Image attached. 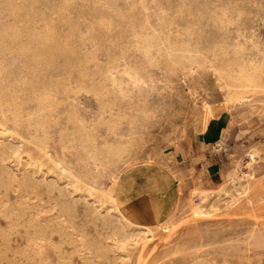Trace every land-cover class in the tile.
<instances>
[{
    "label": "rangeland",
    "instance_id": "obj_1",
    "mask_svg": "<svg viewBox=\"0 0 264 264\" xmlns=\"http://www.w3.org/2000/svg\"><path fill=\"white\" fill-rule=\"evenodd\" d=\"M130 20L148 22L161 39L198 47L200 55L149 69L143 95L154 114L143 118L131 112L137 100L125 103L139 122L137 145L127 164L97 168L79 147L80 129L84 124L101 151L121 141L98 126L102 102L90 88L126 48ZM126 58L141 61L133 53ZM252 63L264 66V0H0V99L24 112L16 123L0 108V119L18 134L0 129V264H264V91L238 89L236 100L219 73ZM44 89L57 100L42 114L49 154L77 172L89 170L71 194L73 184L32 143L30 115ZM129 131L124 123L123 140ZM71 142L78 147L66 149ZM234 173L246 193L232 186ZM150 175L164 178L163 192L145 186ZM116 183L160 220L158 227L174 216L169 228L122 250L112 238L116 219L105 216L109 204L102 203V192ZM194 185L212 192L197 216Z\"/></svg>",
    "mask_w": 264,
    "mask_h": 264
},
{
    "label": "bare ground",
    "instance_id": "obj_2",
    "mask_svg": "<svg viewBox=\"0 0 264 264\" xmlns=\"http://www.w3.org/2000/svg\"><path fill=\"white\" fill-rule=\"evenodd\" d=\"M154 9L156 10L155 7ZM150 25L148 22H144L141 25L136 26L132 20L129 21L128 26L130 34L126 48L122 49L121 53L115 59L114 67L107 70H99L97 72L101 81L97 85L90 88V90L93 91L96 97L102 102V115L99 119L98 126L100 125L105 127L109 134L114 135L115 137H120L121 139V141L107 146L103 151L98 150L95 143V137L86 129L84 124L81 125L80 131L82 135L79 147L88 155V160L92 161L97 168L107 169L109 166L123 162L124 164H127L128 162H125L124 158L131 156L133 149L137 145V141L139 140V122L135 116H130L128 112L125 111V108L123 107L125 103L137 100L138 105L136 106V109L132 108L133 110L131 109V112L134 111L143 118H149L154 114V112L150 111L146 97L143 95L144 92L150 88V84L147 80L149 69L159 67L161 65L174 68L180 64L181 60L193 63L194 59L200 55L198 47L193 48L184 42L173 41L169 36L161 39L156 31H151ZM107 26L110 28L111 24H108ZM218 51H222V48L214 50L213 52L217 53ZM131 53L140 57L141 61L135 63L130 62V58L126 57ZM88 60H94V57L90 56L88 57ZM250 66V69L242 68L238 71L219 72L226 84V87L233 92L231 98H235L236 100L241 99L238 97V89L264 91V80L262 79V75H264V66L254 63ZM112 96L114 97L112 101L106 100V97ZM35 100L39 103V111L30 115L31 123L36 132V135L32 138V143L39 149L41 157L46 158L50 163H52L60 171V173L69 180V184H73L74 189L69 191V194H71L78 190L82 183H85V179L89 177V170L87 171L84 167L83 169L85 170H83V172H77L74 167L69 166L65 161L52 158L48 152V122L42 114L46 110H51L55 104H57V100L47 89H44L43 92L35 98ZM5 106L8 108L7 112L11 114L16 123H19V121L23 119L24 112L22 104H19L14 100L3 101L2 103V100L0 99V108H4ZM106 115H109L108 119L106 118ZM7 123V117L0 119V129L2 130V134L8 136L18 135L8 129ZM124 123H128L130 125V131L126 140H123V136L120 134ZM69 147L75 149L78 146L75 142H71L69 146H65L66 149ZM11 151L16 153L17 150L11 148ZM254 154V152L247 153V157L251 162L255 159ZM5 159L6 153L4 151H0V162L4 163ZM81 166H87V161H82ZM6 171L10 184L14 183L16 181V177L10 170ZM148 178V182L145 186L149 187L153 192H157L159 190L163 192V187L161 186V182L165 181L163 177L158 179L154 175H150ZM230 180L232 186L238 192H241L240 190L243 191L242 193L247 192V187L242 184L241 177L238 176L237 173H234V175L230 177ZM53 186L56 185H48V187ZM194 187L195 190L193 194H197L200 200V202L193 208V213L197 216L205 214L203 205L205 201L210 198L212 192L201 189L196 185H194ZM225 193H228V191L225 190ZM88 195L90 197L94 196L92 189H88ZM102 199L103 204H109L106 209L107 213L105 216L114 217L118 224V227L112 232V238L121 243L119 247L122 250H124L128 242L134 238L142 234L151 235L155 230H167L173 222L174 216L171 215L167 222L161 223L158 227L157 223L160 220H155L153 213L149 214V212L138 208L133 202L132 197L127 195L126 190L121 184L116 183V187L113 189L103 191ZM216 206L217 205L215 204H211L212 208ZM110 211H113L114 214ZM96 212L100 214L97 210ZM262 244H264V242Z\"/></svg>",
    "mask_w": 264,
    "mask_h": 264
},
{
    "label": "crops",
    "instance_id": "obj_3",
    "mask_svg": "<svg viewBox=\"0 0 264 264\" xmlns=\"http://www.w3.org/2000/svg\"><path fill=\"white\" fill-rule=\"evenodd\" d=\"M199 179H200V175L198 174V176H197ZM201 180V179H200ZM194 181H197V179L196 180H194Z\"/></svg>",
    "mask_w": 264,
    "mask_h": 264
}]
</instances>
